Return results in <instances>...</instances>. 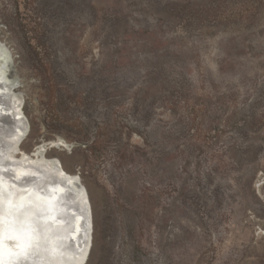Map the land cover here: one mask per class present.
<instances>
[{
  "label": "rangeland",
  "instance_id": "rangeland-1",
  "mask_svg": "<svg viewBox=\"0 0 264 264\" xmlns=\"http://www.w3.org/2000/svg\"><path fill=\"white\" fill-rule=\"evenodd\" d=\"M0 43L86 264H264V0H0Z\"/></svg>",
  "mask_w": 264,
  "mask_h": 264
},
{
  "label": "bare ground",
  "instance_id": "bare-ground-1",
  "mask_svg": "<svg viewBox=\"0 0 264 264\" xmlns=\"http://www.w3.org/2000/svg\"><path fill=\"white\" fill-rule=\"evenodd\" d=\"M3 61L0 59V264H83L88 259L92 240V214L86 189L81 182L71 188L75 192L82 189L85 217L78 200L70 203L71 199L64 197L65 203L61 202L60 193L70 189L68 183L77 174L67 172L57 158L48 157L42 142L35 143L29 152L21 150L20 144L14 153L8 151L28 130V123L21 109L23 99L13 89L16 76L4 70ZM53 144L60 147L64 142L57 137ZM20 213L25 221L29 214L36 225L37 241H31L25 249H22V237L26 228L16 227L18 220L23 219ZM73 223L80 231L77 237L70 229ZM60 227L66 239L64 248L62 253L51 256L49 237L52 236L48 232Z\"/></svg>",
  "mask_w": 264,
  "mask_h": 264
},
{
  "label": "water",
  "instance_id": "water-1",
  "mask_svg": "<svg viewBox=\"0 0 264 264\" xmlns=\"http://www.w3.org/2000/svg\"><path fill=\"white\" fill-rule=\"evenodd\" d=\"M0 50H2L1 49V45H0ZM3 68H4V70H7L5 68V66H3ZM16 79H17V81H16L15 85L13 86V89H16L19 86V84H20L18 77H16ZM19 94L21 95V97L23 96L22 93H19ZM27 132L28 131L23 132V134H21L19 136V139L15 142L14 148H12V149H10L8 151H12V153H14L18 149V145L20 144V146H21L22 142L25 140V136L27 135ZM40 139L41 140H44L42 138H40ZM59 145L56 144V145L50 147L48 149V151L50 152V149H58L59 148L58 147ZM64 148L67 149L68 151H70V148L71 147H64ZM44 153H45V151H44ZM68 184H69V188L70 189H68V191L67 190L62 191L60 193L61 194V202L62 203H65L64 197L70 198L71 199V202L70 203H77V200H78L82 204V206L84 208L83 211H84V215L86 217L87 216V210L85 209V204L83 202V192H82V189H80V190H78L76 192L71 190L72 187H75L76 185H80V177H79V174H77L76 178L73 179L72 181H70ZM6 196H7V198H10L11 197L10 193H8V192H6ZM72 199H73V201H72ZM50 207H51V205H50ZM20 217H22L23 219L20 218L18 220L19 223L17 224L16 227H18V225H20L21 227L26 228V231H24L23 237H22V247H23L22 249H25V247H27L28 245H30L31 241H33V242L34 241H37V239H36L37 238V234L36 235L34 234L35 229H36V225L34 224L33 218L29 214L26 215V217H25V219H27L26 221L24 220V214L23 213L22 214L20 213ZM10 221H12V220H10ZM70 229H72L75 232L76 237H77V235H79L80 231L78 230V228L76 229V226H75L74 223H73V225L71 224ZM66 230H68L67 227H66ZM46 232H47V230H46ZM48 233H51L50 236H52L51 238L49 237V239L51 240V241H49L50 242V250H51V253H53V254H51V256L57 255L58 253H62V250L64 248V245L63 244L66 241L63 228L62 227H60L58 229H54L53 228L52 230H49ZM69 237H70V239L74 240V237L73 236H69ZM91 250H92V246H91ZM90 253H91V251H90ZM90 253H89V255H90ZM88 258H89V256H88ZM86 263H87V261H85L83 264H86Z\"/></svg>",
  "mask_w": 264,
  "mask_h": 264
}]
</instances>
